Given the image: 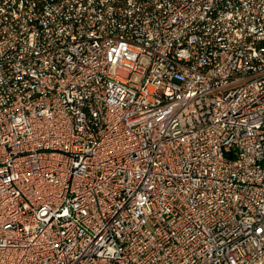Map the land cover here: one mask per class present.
<instances>
[{"label":"built area","instance_id":"obj_1","mask_svg":"<svg viewBox=\"0 0 264 264\" xmlns=\"http://www.w3.org/2000/svg\"><path fill=\"white\" fill-rule=\"evenodd\" d=\"M0 264H264V0H0Z\"/></svg>","mask_w":264,"mask_h":264}]
</instances>
